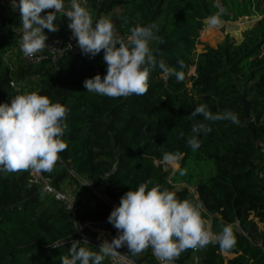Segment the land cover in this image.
<instances>
[{"label":"trees","instance_id":"obj_1","mask_svg":"<svg viewBox=\"0 0 264 264\" xmlns=\"http://www.w3.org/2000/svg\"><path fill=\"white\" fill-rule=\"evenodd\" d=\"M119 9L125 12L115 28L122 37L136 25H155L152 54L156 64L146 65L149 75L143 95L113 98L86 91L85 79L106 74L103 50L95 57L79 52L57 61L48 57L40 64H27L19 46V12L0 10V103L35 92L65 107L61 139L66 148L58 154L52 171L41 174L62 193L67 185L72 186L77 208L73 214L46 193L33 181L31 169L0 171V264H61L60 257L68 254L73 241L97 251L82 241V234L94 236L90 227L79 230V226L91 222L114 228L107 220L111 210L125 192L142 183L200 204L213 234L225 225L232 227L235 244L230 249H221L217 241L187 248L172 260L174 264H197L195 257L198 264H264V229L259 227L264 228V0L91 3L96 20ZM47 11L52 10L42 15ZM213 15L224 22L262 19L242 43L228 36L216 49L197 53L200 34ZM54 23L58 31L45 29L48 38L72 34L66 17ZM215 33L209 27L203 33L205 41H221ZM160 61L183 72L184 79L177 81L163 73ZM240 81L248 87L244 89ZM11 82L31 85L29 91L23 87L19 91ZM244 98L251 105L250 120L244 115ZM198 105L212 114L234 113L238 122L190 118ZM197 122L211 131L198 136L200 147L193 151L186 138ZM165 152L179 154L173 172L165 170ZM64 239L62 247H51ZM129 254L133 264H159L152 251ZM102 264L112 263L106 257Z\"/></svg>","mask_w":264,"mask_h":264},{"label":"clouds","instance_id":"obj_2","mask_svg":"<svg viewBox=\"0 0 264 264\" xmlns=\"http://www.w3.org/2000/svg\"><path fill=\"white\" fill-rule=\"evenodd\" d=\"M82 3L83 0H67L66 6V0H11V7L19 12L21 52L31 57L49 47L44 30L58 31L59 25L54 21L60 16L66 17L82 54L95 57L103 50L106 74L85 79L83 86L87 92L113 98L145 94L149 75L146 65L156 64L149 48L155 25H136L122 37L108 18H99L93 25ZM49 9L52 11L42 15ZM218 23L216 15L207 18L210 28ZM159 67L177 81L184 79L183 72L169 68L163 61L159 62ZM65 115L63 105L35 92L18 94L11 97L10 103H0V171L51 172L58 154L66 148L61 139ZM197 116L204 121L238 122L234 113L212 114L203 105L196 106L190 113V118ZM191 131L186 143L195 151L200 147L198 136L207 134L211 128L197 122ZM179 158L178 153L162 155V160L169 165ZM184 174L181 170L180 175ZM200 208L198 203L178 199L173 191L159 186L148 188L147 183H142L135 190L125 192L107 217L118 235L111 242L103 241L97 251L73 241L68 254L60 257L61 264H102L106 257H115L117 249L125 244L134 254L150 247L161 264H170L187 248H202L213 241H217L221 249H230L235 244L232 227L225 225L219 234H213ZM64 242L65 239L57 241L51 247L60 248Z\"/></svg>","mask_w":264,"mask_h":264},{"label":"built area","instance_id":"obj_3","mask_svg":"<svg viewBox=\"0 0 264 264\" xmlns=\"http://www.w3.org/2000/svg\"><path fill=\"white\" fill-rule=\"evenodd\" d=\"M93 1L99 2L101 0H83L82 6L85 7L87 9V11L89 12L90 18H91L93 25H94L96 19L92 18V14H91V3ZM3 7L7 8L6 5H4ZM259 17H261V16H259ZM261 19H262V17L260 18V20ZM257 20H259V19H257ZM46 44L49 45V47H45V49L36 53L34 56L27 57L23 54L22 60L25 61L29 65H36V64L42 63L48 57H50L53 61H57L61 57H64V55H74V54L81 52V49L79 48V46L76 42V39L72 36V34L65 35V36L60 37V38H48L46 40ZM262 58H264V51L262 52ZM10 85L12 88H14L16 90L20 91L22 89L20 87V84H17L16 82H11ZM262 123L264 124V119L262 120ZM261 152L264 153V148L261 149ZM31 175H32L33 181L37 184L42 185L43 189L46 193L54 195V197L57 200L63 202L67 206V208L70 211H72L73 214H75L77 212V208L75 206L76 204H74V202H73L74 199L70 196L66 198V196L63 195L62 192L56 190L50 183H48V181H46L43 178L41 172H36V171L32 170ZM191 192L196 194V191L194 188H191ZM96 194L98 195L97 192H96ZM70 198H72L73 201ZM84 225H85V228H88V226H89V224L88 225L84 224ZM235 225L237 227L239 226L238 223ZM259 227L261 230L264 229L262 224H259ZM82 236H83L82 241L86 240L87 244H90V245L94 246L95 248H99L101 243L105 240L111 242V240L115 237V236H112L111 234L104 235V236L97 237V238L86 236L83 234H82ZM213 242H211V243H213ZM263 249H264V247H263ZM109 260L111 261L112 264H133V260L129 254V250H128L126 244L122 245L120 248L117 249V255L115 257L109 256ZM194 262L198 264V258L197 257L194 258ZM159 264H161L160 261H159ZM170 264H174V263L171 261Z\"/></svg>","mask_w":264,"mask_h":264},{"label":"rangeland","instance_id":"obj_4","mask_svg":"<svg viewBox=\"0 0 264 264\" xmlns=\"http://www.w3.org/2000/svg\"><path fill=\"white\" fill-rule=\"evenodd\" d=\"M4 5H6L7 8H12L11 7V0H0V10H2L4 8L3 7ZM12 10H13V8H12ZM13 11H16V10H13ZM124 12L125 11L119 9V10H116V11H114L108 15H104V18L110 19L115 26L116 23L120 19H122ZM260 18L261 17H259V16L251 17L249 19H243L242 18L236 22H232V21L231 22L230 21L224 22L222 20H219V23L217 26L211 27L212 29L215 30V32H216L215 34L219 35V38L221 39V41H219L218 43H214V44L211 43L210 41H205V39H204L203 33L205 31H207L209 28L207 25V22H206L205 23L206 26L200 34L201 37L199 39V45L197 46V53H203L205 49H208V47L216 49L220 44H223L226 41V38L228 36H230L237 44L242 43L244 41L245 37L248 36L247 35L248 32L254 27L255 23L258 22L257 19L260 20ZM154 46H155V41L152 39L149 43V48H150L151 53H152ZM10 54L7 55V57H6L7 60H9V58H11ZM240 83L244 86V89H246L248 87L247 83L245 81H240ZM30 85L27 84L26 87L24 85H20V87L21 88L23 87V89H25V90L28 89L27 91H29ZM246 92L248 93L247 90H246ZM164 167H165V170L168 172L175 171L173 169L172 165H169L167 163H164ZM64 190L65 191H63V193H64L63 195H65L66 198L69 196L72 197L73 193L75 192L74 188H72V186H68V185H67V187L64 188ZM72 198H70V199L73 201ZM84 224H87V225L89 224L88 227H90L89 228L90 231L93 232V235H94L93 237H96V238L104 236V235H109V234H111L112 236H115V237L118 235L117 229L107 228V226H108L107 223H99V224H97V223L94 224L91 222L83 223V224H81V226H79V228H80L79 230H83V228H85ZM206 224L208 226V229L211 230V222L207 221ZM107 229H109V230H107ZM148 250L150 252L152 251V249L150 247H148V248H145L142 252H140V254H143L144 252H147Z\"/></svg>","mask_w":264,"mask_h":264},{"label":"water","instance_id":"obj_5","mask_svg":"<svg viewBox=\"0 0 264 264\" xmlns=\"http://www.w3.org/2000/svg\"><path fill=\"white\" fill-rule=\"evenodd\" d=\"M244 115L248 120L251 119V105L246 98H244Z\"/></svg>","mask_w":264,"mask_h":264},{"label":"crops","instance_id":"obj_6","mask_svg":"<svg viewBox=\"0 0 264 264\" xmlns=\"http://www.w3.org/2000/svg\"><path fill=\"white\" fill-rule=\"evenodd\" d=\"M209 231L211 232V230L209 229Z\"/></svg>","mask_w":264,"mask_h":264}]
</instances>
